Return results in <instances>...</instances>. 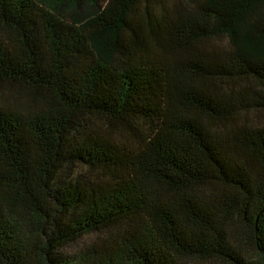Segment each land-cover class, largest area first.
Listing matches in <instances>:
<instances>
[{
    "label": "trees",
    "instance_id": "trees-1",
    "mask_svg": "<svg viewBox=\"0 0 264 264\" xmlns=\"http://www.w3.org/2000/svg\"><path fill=\"white\" fill-rule=\"evenodd\" d=\"M0 264H264V0H0Z\"/></svg>",
    "mask_w": 264,
    "mask_h": 264
},
{
    "label": "rangeland",
    "instance_id": "rangeland-1",
    "mask_svg": "<svg viewBox=\"0 0 264 264\" xmlns=\"http://www.w3.org/2000/svg\"><path fill=\"white\" fill-rule=\"evenodd\" d=\"M95 238V234H87L75 243H71L69 245H66L63 249H61V252L66 257L73 256L76 252L80 250V248L84 245L89 244L93 239Z\"/></svg>",
    "mask_w": 264,
    "mask_h": 264
}]
</instances>
